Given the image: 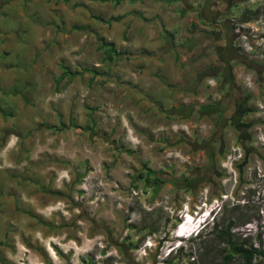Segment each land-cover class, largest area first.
<instances>
[{
    "label": "rangeland",
    "instance_id": "rangeland-1",
    "mask_svg": "<svg viewBox=\"0 0 264 264\" xmlns=\"http://www.w3.org/2000/svg\"><path fill=\"white\" fill-rule=\"evenodd\" d=\"M200 1H19L29 5V24H42L36 34L41 42L53 48L57 62L46 70L47 99L60 115L29 133L35 136L29 158L16 159L29 174L17 176L0 165V254L6 264H129L125 257L133 264H184L189 252L191 264H219L220 255L209 258L202 246L220 249L223 243L211 235L191 239V225L219 206L218 223L234 220L235 238L259 239L264 248V39L247 53L240 36L249 39L247 27L264 19V0L236 2L219 14L212 11L215 0ZM14 12L6 30L21 33L28 25ZM221 26L232 29L231 72L254 108L244 117L252 122L253 151L242 166L237 131L225 117L213 132L216 114L185 112L228 100L219 75H197L217 62L218 33H227ZM103 41L126 54L104 59L109 46L102 48ZM31 44L25 40L21 53ZM242 56L259 65L244 67ZM5 58L3 51L0 60ZM41 68L31 87L42 82ZM205 139L220 145L214 159L221 174L212 171L193 195L168 180L156 189L144 184L145 169L180 179L186 167L203 165L199 144ZM17 146L14 141L10 147L18 152ZM251 264H264V256Z\"/></svg>",
    "mask_w": 264,
    "mask_h": 264
},
{
    "label": "crops",
    "instance_id": "crops-1",
    "mask_svg": "<svg viewBox=\"0 0 264 264\" xmlns=\"http://www.w3.org/2000/svg\"><path fill=\"white\" fill-rule=\"evenodd\" d=\"M19 1H0V13L2 12L3 16L0 15V54L4 51L7 56L5 60H0V165L8 173L17 176L23 171L29 174L27 166L24 169V167L18 166L17 163L19 159L24 160L25 156L29 158V145L33 143L32 141L35 138L34 135L29 136V133H32L35 128H38V130L44 128L43 124H49L51 115L53 119L59 118L60 115V108L51 109V100L47 99L52 89L48 88L47 81L49 79L46 70H48L50 64L57 62L56 58H51L53 48H50L49 43L47 46L44 45L48 41L41 42L40 37L36 34L42 32V24L38 20L33 22L35 24H29L27 19L29 5L19 3ZM3 3H6V5L3 6ZM11 11H15L13 14L20 22L28 25L25 28L21 27V33L18 32L19 28L10 33L6 30ZM29 26L32 27V33L29 31ZM18 34H20V37H18ZM15 38L20 42L15 41ZM25 40L31 41L32 44L27 51L21 53ZM18 54L20 59L16 58ZM12 57H15V59H12ZM24 60H26L25 63ZM16 66L19 69L14 70ZM25 66L28 70L25 69ZM39 67H42L39 73L43 84L38 82V84L31 87L33 81L29 84V80L34 78L33 76ZM57 78H60V75H57ZM16 85L21 86L19 91L14 88ZM13 88L15 92H11ZM52 123L55 124V120ZM14 141L19 145L17 146L18 152L10 147ZM17 158L19 159L16 160Z\"/></svg>",
    "mask_w": 264,
    "mask_h": 264
},
{
    "label": "trees",
    "instance_id": "trees-1",
    "mask_svg": "<svg viewBox=\"0 0 264 264\" xmlns=\"http://www.w3.org/2000/svg\"><path fill=\"white\" fill-rule=\"evenodd\" d=\"M118 1L119 0H114V2L116 3ZM203 1H205V3L207 2V0H201L200 2L203 3ZM112 18L115 19V17ZM221 27L226 29L227 33L224 34L226 35V37H223L220 33H218L219 35L217 36V38L218 40L220 39L222 41V44L220 46L221 48L219 47L220 50L218 49L216 51L217 62L212 66H208L206 69L202 70L197 75H219L221 81L227 85V101L230 103V106L226 99L223 97V101L225 100V102H222L221 99L219 101L206 102L204 104L190 106L185 109V112L187 113L189 109H194L197 110L200 115L216 114L214 121L215 124H213L212 129L213 132L218 131V129L221 128L223 125L218 124V119L220 118V116L225 117V119L229 121L230 125H232V127L237 131L238 141L242 148V166L245 163L246 156L252 153L253 151V147L250 145L249 141L250 134L248 132V129L251 126L252 122L249 120H245L244 117L249 112H252L254 108H252L248 104V100L251 94L247 91L240 89V87L236 84L233 78V74L231 72V64L229 63V60L234 56V48L231 47L230 41H228V39H231L230 33L232 29L224 26ZM100 45L102 48L104 46H109L107 50H104V59L111 60L114 53L115 59H119L126 54V52L124 51H115L110 42L103 41L100 43ZM242 57L243 58L241 60V63H243L244 67L255 69L256 66L259 65L257 64V62H254L246 58L245 56ZM257 70L259 69L257 68ZM233 99L235 100V102H233ZM228 109L230 110L229 113H227ZM199 145V148L204 151L206 158V161L203 165H190L186 167V172L181 175L180 179H176L174 177L173 179H167L166 176H160L157 171L145 169V172L143 174H140L143 175L144 184L151 183V185L154 186V188L156 189L162 183L168 180L173 184L174 189L180 188L182 192L193 195L196 192L197 187L200 183L207 182L210 179V177L213 175L212 171H214L215 174H221V172L218 171L216 168V160L214 159V152L220 151L218 149L220 145L211 144L208 139L200 140ZM174 180L179 181V185H175ZM220 209V206L217 207V209L214 210L212 220L208 223H205L191 238L199 239L202 237L204 239L206 235H211L212 240L217 239L220 243H223V247H221L220 249H217L215 246H209V244L207 243V246H202L205 251L204 254H208L209 258L212 257L213 254H219V264H230L231 260L234 258L239 259L241 261V264H251V262L256 257L261 255L264 256V248L261 247L259 239H256V243H254V241L247 242L246 240H244V238L238 239V237L235 238L233 236L231 229L236 226L234 220L229 219L225 224L217 222V214L220 212ZM244 220L248 221V219ZM164 237L165 233L159 236L157 241H161V239ZM181 247L182 245H178L175 251L180 252L182 250ZM119 251L121 253L123 252V250L120 248ZM184 258L187 259L185 263L183 262L184 264H191L192 260L194 259V254L192 252H189L184 255ZM88 261L89 264H94L91 259H89ZM124 262L133 264L132 260L127 257L124 258Z\"/></svg>",
    "mask_w": 264,
    "mask_h": 264
},
{
    "label": "built area",
    "instance_id": "built-area-1",
    "mask_svg": "<svg viewBox=\"0 0 264 264\" xmlns=\"http://www.w3.org/2000/svg\"><path fill=\"white\" fill-rule=\"evenodd\" d=\"M263 21L264 19L255 21L257 25L247 27L248 29L247 35L250 37L249 39H246L245 34H240V36L244 39L245 50L247 53H250L252 51V48H254L255 46L262 44L261 42L264 39V22Z\"/></svg>",
    "mask_w": 264,
    "mask_h": 264
},
{
    "label": "flooded vegetation",
    "instance_id": "flooded-vegetation-1",
    "mask_svg": "<svg viewBox=\"0 0 264 264\" xmlns=\"http://www.w3.org/2000/svg\"><path fill=\"white\" fill-rule=\"evenodd\" d=\"M248 1H253V0H215L213 2V7L212 11L214 14H219V13H223L226 8L232 6L234 3L236 2H248ZM220 3V4H219ZM13 202H15L17 200V196L14 195V197H12ZM0 264H6L3 260L2 254H0Z\"/></svg>",
    "mask_w": 264,
    "mask_h": 264
},
{
    "label": "clouds",
    "instance_id": "clouds-1",
    "mask_svg": "<svg viewBox=\"0 0 264 264\" xmlns=\"http://www.w3.org/2000/svg\"><path fill=\"white\" fill-rule=\"evenodd\" d=\"M217 209L215 207L209 208L208 211H206L205 213H202L201 215L203 216V218H201L199 221L200 223H198L197 225H192L193 230H195V233L205 224L208 223L212 220V217L214 215V210ZM187 215L189 216L188 212H186ZM199 226V228H197ZM190 230L189 232L193 231Z\"/></svg>",
    "mask_w": 264,
    "mask_h": 264
}]
</instances>
